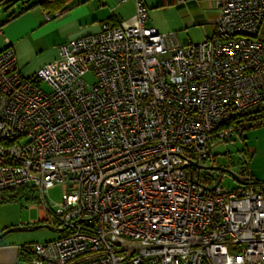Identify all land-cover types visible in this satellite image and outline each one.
<instances>
[{"label": "built area", "instance_id": "built-area-1", "mask_svg": "<svg viewBox=\"0 0 264 264\" xmlns=\"http://www.w3.org/2000/svg\"><path fill=\"white\" fill-rule=\"evenodd\" d=\"M214 6L199 44L158 33L135 0L32 78L0 51V194L36 193L44 217L26 225L61 235L21 246L29 264H264V184L227 190L192 166L264 126V0Z\"/></svg>", "mask_w": 264, "mask_h": 264}, {"label": "crops", "instance_id": "crops-1", "mask_svg": "<svg viewBox=\"0 0 264 264\" xmlns=\"http://www.w3.org/2000/svg\"><path fill=\"white\" fill-rule=\"evenodd\" d=\"M141 1L147 9L148 25L160 34L175 33L183 45L202 43L214 32V0ZM134 13L135 0H72L65 11L51 15L35 7L0 30V51L10 46L22 76L32 78L38 69L57 58L60 45L94 35L106 24L119 25ZM261 32L264 38V20ZM43 217L30 223H38ZM4 240L0 239V264H29V255L21 246Z\"/></svg>", "mask_w": 264, "mask_h": 264}, {"label": "rangeland", "instance_id": "rangeland-1", "mask_svg": "<svg viewBox=\"0 0 264 264\" xmlns=\"http://www.w3.org/2000/svg\"><path fill=\"white\" fill-rule=\"evenodd\" d=\"M17 5L21 7L22 4L18 2ZM0 16H5L3 11L0 12ZM84 79L92 83L93 76L87 74ZM209 157L202 161L204 167L224 169L227 172L212 170L211 175L207 176L208 183L215 184L219 176H222L220 186L227 190L234 189L239 184L229 174L233 173L241 178L250 177L257 185L264 184V126L246 131L242 140L233 138L226 142H214L209 147ZM201 176L204 178L206 175ZM66 192L65 187L57 186L47 192L46 198L54 204L59 202ZM27 195L33 196V199L28 201ZM39 203L40 199L36 193L35 195L18 192L0 194V231L6 227L11 228L10 225L15 227L26 225L41 218L43 211ZM60 236L58 233L40 228L34 231L10 233L3 238L5 243L24 246L52 241Z\"/></svg>", "mask_w": 264, "mask_h": 264}, {"label": "trees", "instance_id": "trees-1", "mask_svg": "<svg viewBox=\"0 0 264 264\" xmlns=\"http://www.w3.org/2000/svg\"><path fill=\"white\" fill-rule=\"evenodd\" d=\"M18 2L22 4L21 7L17 5ZM71 2L72 0H0V12L3 11L5 14L4 17L0 16V30L7 23L11 22L16 17L31 10L32 8L39 7L48 15H51L65 11ZM18 193L26 194L24 191ZM32 197L33 196H28V201L30 199L32 200Z\"/></svg>", "mask_w": 264, "mask_h": 264}, {"label": "water", "instance_id": "water-1", "mask_svg": "<svg viewBox=\"0 0 264 264\" xmlns=\"http://www.w3.org/2000/svg\"><path fill=\"white\" fill-rule=\"evenodd\" d=\"M192 166L196 167L197 169H201L205 172V174L207 176L211 175V171L212 170H218L220 172H227L224 169H218V168H212V167H204V166H200L197 164H192ZM232 178L239 184V185H246L247 182L245 181V179L241 178L240 176L233 174V173H229ZM220 178V177H219ZM219 182V180H218ZM217 182V183H218ZM40 228H45L48 229L51 232H55L57 233V231H55V229L47 226V225H32V226H28V225H20L17 227H11L7 230H5L3 233L0 234V239H2L3 237H5L6 235L10 234V233H15V232H23V231H34V230H38ZM60 233V232H59Z\"/></svg>", "mask_w": 264, "mask_h": 264}, {"label": "flooded vegetation", "instance_id": "flooded-vegetation-1", "mask_svg": "<svg viewBox=\"0 0 264 264\" xmlns=\"http://www.w3.org/2000/svg\"><path fill=\"white\" fill-rule=\"evenodd\" d=\"M37 225H40V224H37ZM41 225H42V224H41ZM12 227H15V226H12ZM5 230H7V228L2 229V230L0 231V234H1V232L3 233Z\"/></svg>", "mask_w": 264, "mask_h": 264}]
</instances>
